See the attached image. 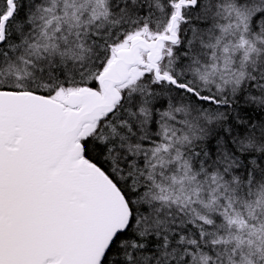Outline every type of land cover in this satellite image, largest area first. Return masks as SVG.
<instances>
[{"label": "snow or ice", "instance_id": "obj_1", "mask_svg": "<svg viewBox=\"0 0 264 264\" xmlns=\"http://www.w3.org/2000/svg\"><path fill=\"white\" fill-rule=\"evenodd\" d=\"M0 264H264V0H0Z\"/></svg>", "mask_w": 264, "mask_h": 264}]
</instances>
